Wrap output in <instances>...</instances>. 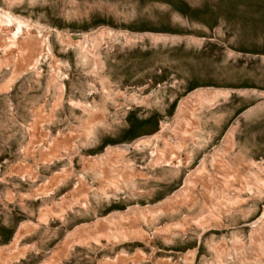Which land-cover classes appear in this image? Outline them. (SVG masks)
<instances>
[{
	"label": "rangeland",
	"instance_id": "374dc122",
	"mask_svg": "<svg viewBox=\"0 0 264 264\" xmlns=\"http://www.w3.org/2000/svg\"><path fill=\"white\" fill-rule=\"evenodd\" d=\"M45 263L264 264V0H0V264Z\"/></svg>",
	"mask_w": 264,
	"mask_h": 264
},
{
	"label": "bare ground",
	"instance_id": "6f19581e",
	"mask_svg": "<svg viewBox=\"0 0 264 264\" xmlns=\"http://www.w3.org/2000/svg\"><path fill=\"white\" fill-rule=\"evenodd\" d=\"M211 93L214 94V92L196 91V92L189 94L185 99H183L180 102V105H179V108L177 111V115H176V119L174 120V122L170 128L172 136H174V141L172 142V144L171 143L169 144V143L165 142V140H163L164 147H167L170 145V147L172 148V150H173L172 155L174 153L175 154L181 153V151L183 149L182 147L185 143L184 140L186 139L188 133H191L193 129L198 127V124L196 122V115L199 114L205 106L211 105L212 100L202 102L200 97L203 96L204 94L210 96ZM215 96H217V95H215ZM87 110H89V109L87 108ZM230 138H231V135H229V140H230ZM146 141H148V139H146V138L140 139V140H137L135 142V144L145 143ZM94 162H97V161H94ZM204 170H205V167L201 166V168L195 172L198 174H194L193 177H200L202 175V173L204 172ZM190 179H191V176H189V178H187V180L185 181V187H187L189 185ZM141 211L147 212L144 214H149L151 212L150 208L141 209ZM134 213H135V211H132L131 214H134ZM126 214H128V213H126ZM123 215L124 214L111 215V216L103 219V222H105L108 225L112 224V226L118 225V220L123 219L124 218ZM125 218H127V217H125ZM24 228L25 227L23 225H21L18 228V231H17L16 235L14 236L15 241L19 240V238L21 237V235L23 233L22 231L24 230ZM116 228H119V227L117 226ZM139 232L143 235V231L139 230ZM20 255H23V252L20 253ZM45 264H50V263H45Z\"/></svg>",
	"mask_w": 264,
	"mask_h": 264
},
{
	"label": "water",
	"instance_id": "95a60500",
	"mask_svg": "<svg viewBox=\"0 0 264 264\" xmlns=\"http://www.w3.org/2000/svg\"><path fill=\"white\" fill-rule=\"evenodd\" d=\"M73 38L76 39V35H73Z\"/></svg>",
	"mask_w": 264,
	"mask_h": 264
}]
</instances>
